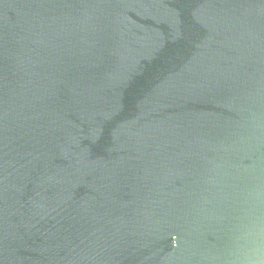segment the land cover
I'll use <instances>...</instances> for the list:
<instances>
[{
    "label": "water",
    "instance_id": "1",
    "mask_svg": "<svg viewBox=\"0 0 264 264\" xmlns=\"http://www.w3.org/2000/svg\"><path fill=\"white\" fill-rule=\"evenodd\" d=\"M264 261V0H0V264Z\"/></svg>",
    "mask_w": 264,
    "mask_h": 264
},
{
    "label": "clouds",
    "instance_id": "2",
    "mask_svg": "<svg viewBox=\"0 0 264 264\" xmlns=\"http://www.w3.org/2000/svg\"><path fill=\"white\" fill-rule=\"evenodd\" d=\"M250 264H264V261H259V262H250Z\"/></svg>",
    "mask_w": 264,
    "mask_h": 264
}]
</instances>
